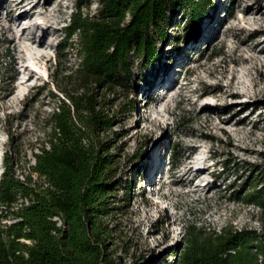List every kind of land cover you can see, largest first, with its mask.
Listing matches in <instances>:
<instances>
[{
  "label": "rangeland",
  "instance_id": "374dc122",
  "mask_svg": "<svg viewBox=\"0 0 264 264\" xmlns=\"http://www.w3.org/2000/svg\"><path fill=\"white\" fill-rule=\"evenodd\" d=\"M210 1L195 40L185 38V12L169 14L155 62L136 63L125 88H88L113 119L93 137L115 155L117 210L103 219L113 264H175L189 229L263 230V213L247 196L264 174V33L253 35L259 26L242 20L244 9L261 3ZM100 2L0 0V47L12 56L0 75V179L8 158L18 179L39 182L34 155L61 106L75 118L66 94L82 92L71 76L79 36L68 40L65 29L73 13L97 16ZM34 33L40 44L28 40ZM192 167L203 173L195 181L193 173L184 177Z\"/></svg>",
  "mask_w": 264,
  "mask_h": 264
},
{
  "label": "trees",
  "instance_id": "16d2710c",
  "mask_svg": "<svg viewBox=\"0 0 264 264\" xmlns=\"http://www.w3.org/2000/svg\"><path fill=\"white\" fill-rule=\"evenodd\" d=\"M97 16L73 13L65 29L68 40L79 36V57L71 76L81 94L67 95L75 118L66 105L52 118L46 146L34 155L31 174L15 176L8 158L0 185V264H113L107 251L109 230L103 219L112 208L115 155L108 143L93 140L105 132L112 118L98 109L89 87L125 88L136 63L157 58L156 41H166L169 14L185 12L187 39L195 40L211 8L210 0H101ZM65 44L60 46L63 50ZM0 47L3 62L11 60ZM78 92V91H77ZM182 159L174 147L171 164ZM260 189L247 196V204L263 213V230H187L186 245L175 264H264V174ZM13 218L11 225L3 220ZM25 241V243H24Z\"/></svg>",
  "mask_w": 264,
  "mask_h": 264
},
{
  "label": "bare ground",
  "instance_id": "6f19581e",
  "mask_svg": "<svg viewBox=\"0 0 264 264\" xmlns=\"http://www.w3.org/2000/svg\"><path fill=\"white\" fill-rule=\"evenodd\" d=\"M258 1H259L258 3H261L262 5L261 4H260V6L251 5L248 8L243 10L242 20L246 23L252 22L255 25H258L260 28L258 31L254 32L253 35H256L257 33H264V29H262V28H264V5H263L264 0H258ZM22 17L23 16H20V18H22ZM252 37L253 36H251L247 41H250L252 39ZM28 40L34 44H40L42 41L38 37H36V33L32 34ZM262 52H264V48L262 49ZM192 173L195 174L193 181L199 179L200 176L203 175V173L201 171H197V170L195 171V167H192L189 171H187L184 174V177H188Z\"/></svg>",
  "mask_w": 264,
  "mask_h": 264
},
{
  "label": "clouds",
  "instance_id": "9594fccd",
  "mask_svg": "<svg viewBox=\"0 0 264 264\" xmlns=\"http://www.w3.org/2000/svg\"><path fill=\"white\" fill-rule=\"evenodd\" d=\"M4 174V173H3ZM3 174H2V176H3ZM1 180H2V178L0 179V185H1Z\"/></svg>",
  "mask_w": 264,
  "mask_h": 264
}]
</instances>
